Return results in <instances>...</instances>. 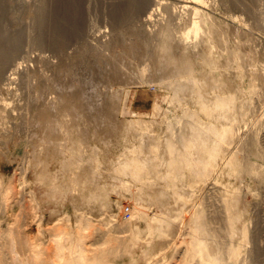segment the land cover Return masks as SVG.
<instances>
[{
    "label": "rangeland",
    "instance_id": "rangeland-1",
    "mask_svg": "<svg viewBox=\"0 0 264 264\" xmlns=\"http://www.w3.org/2000/svg\"><path fill=\"white\" fill-rule=\"evenodd\" d=\"M14 1L5 0V17L16 15L18 21L24 24L22 26L29 28L39 18L38 6L44 4L48 8L45 36L53 40L58 30V35L64 39L74 40L71 29L79 20H76L78 8L75 0H28V6L17 8ZM32 1H36V4ZM103 1H91L85 13H77L79 17L84 15L81 22L92 20L96 30L109 31L113 9L111 7L110 10L109 3ZM217 1H206L207 6L203 4L205 6L202 5L201 10L212 15L215 18L211 17L212 21L217 27L220 26L215 33L217 48L211 54L219 68L213 70L201 65L196 55V76L202 80L199 86L203 87L206 105L213 106L218 97L233 95L237 100L236 104H230L226 114L217 110L215 119L201 111L197 95L191 91L184 93L182 104L193 115L192 119L184 118V124L194 118L204 124L205 143L200 148H194L192 144L183 145L171 137L169 122L182 119L184 113L182 108L169 107L173 91L161 82L165 75L159 72L156 65L158 60L166 63L164 53L158 47H153V58H150L142 50L143 47L134 52L127 51L126 46H131L134 39L126 32L125 38L123 36L124 47L116 45L112 51L108 49L110 46L103 45L112 37H103L98 47L99 57L85 50L83 61L78 63L80 67L75 65L80 71L73 67L79 73L77 76L74 73V78L81 74L83 76L74 82L79 79L85 84L86 81L85 86L91 82L86 89L92 94L99 93L103 88L108 71L118 72L122 76L121 82L113 86V90L122 91L121 101L116 98L114 102V108L121 109L118 113L102 115L94 111V108L103 106L104 100L96 97L90 101L87 97L82 101L72 100L78 115L75 112H54L42 116L35 110L44 107L42 105L48 101V97L41 99L40 95L48 91L27 84L20 90L16 88L18 95L4 93L0 97V101L3 99L0 102V244H15L18 249L22 248V251L19 250L29 257L31 264H49L53 261L57 264L58 243L67 246L80 243L92 252H103V264H149L158 260L160 248L165 247L160 246L161 243L194 241L196 234L201 236L191 222L189 210L199 198L201 181L209 172L223 189H240V201L228 213L229 216H240V221L232 228L226 221L227 214L222 213V220L219 219L220 223L214 225L220 231L218 238L211 237L207 241H242L245 245L243 255L249 257L248 264H262L264 136H260L261 140L253 141L248 136L240 141L239 134L245 122L254 120L253 102L258 96L257 92L264 88V80L258 79L248 66L232 69L229 49L239 52L241 59L245 60L246 50L238 43L240 37L249 33V29H242L239 22L231 18L229 6L225 4L227 0ZM168 2L176 4L177 0ZM262 4L264 17V2ZM29 22L33 23L28 26ZM81 22L80 25L85 24ZM254 37L260 38L258 34ZM228 40L232 41L231 44ZM79 45L80 50L84 51L86 47L81 42ZM258 48L261 57L264 46ZM218 52H221V56ZM110 62L119 66L109 65ZM146 62L155 65H149L148 71ZM97 63L101 64L100 67ZM105 64L107 67L109 65L108 70ZM102 65L104 72L99 70ZM142 67L147 69L145 77L141 74ZM241 73L244 77L239 78L237 75ZM71 77L64 74L58 85L64 82L68 86L69 81L71 85L74 79ZM144 80L149 82L145 83ZM83 81L78 83L83 84ZM99 85L100 88H97ZM64 98L70 100L66 94ZM45 118L47 121L54 119L57 124L48 127ZM213 124L216 126L214 133L209 129ZM75 125L78 129L74 128ZM175 126L180 130L183 123H175ZM175 132L177 134V130ZM262 132L264 134V130ZM187 151L189 155H186ZM228 158L235 165L234 169L230 165L224 166L223 162ZM193 169L202 172L196 175ZM127 207L130 208V218L124 215ZM260 249L262 255L258 251Z\"/></svg>",
    "mask_w": 264,
    "mask_h": 264
},
{
    "label": "bare ground",
    "instance_id": "bare-ground-1",
    "mask_svg": "<svg viewBox=\"0 0 264 264\" xmlns=\"http://www.w3.org/2000/svg\"><path fill=\"white\" fill-rule=\"evenodd\" d=\"M91 1L94 0H75L76 6L78 8L77 11H82L81 13H85L84 11L90 8ZM104 1L109 3L108 6L110 5V10L111 7L113 9L112 15L110 14L111 16H113V20L111 19L113 22L110 20V24L112 23V25L111 28L109 27V31H102L101 29L96 30L94 28L93 22H91L92 20L90 21L88 18H86V15L85 18L88 19L89 22H81L80 19L84 15L82 17H79L76 11V20H79L77 22L75 21L71 29L74 40L64 39L63 37L58 35L57 30L56 36L53 40L50 38V41L49 38L45 36V24L47 22L45 19L46 10L48 8H46L44 4H41L42 6L38 4L40 5L38 6L39 18L35 17L37 19L33 21L34 23L32 22L33 25H31L32 23L29 22L30 24H28V26H31L29 28H26L22 26L24 24H21L22 22L20 20L18 21L16 15L14 17L11 16L12 18H7V15V17L3 15L4 10L7 9L5 8L6 2L5 0H0V97H2L4 93H13L14 95H18L16 88L18 87L20 90L27 84L29 87L38 86V89L41 90L45 88V90L48 91V93L46 92V94L40 95L41 99L43 97H48V101L44 102L42 105L44 107L42 109L41 107H39L37 110H35V107L34 109L35 111L40 112L42 116H47V113L54 112H61L65 114L75 112L77 114L78 111L74 108V103L72 102V100L77 99L79 101H82L87 97L90 101H93L94 99H96V97L104 100L103 106L94 108V111L102 115H109L114 112L118 113V111L121 109H115L114 102H116V98L118 99V101H121L120 92L122 91L113 90V86L121 82L120 79L122 78V76L119 75L118 72L109 73L108 71V75L104 77L106 78V80L102 78V80H104L105 82L103 88L101 87L102 89L98 91L99 93L95 94L93 92L92 94L90 93L91 91L88 92L89 90L86 89L91 82H88V86H85L86 81L84 84L83 80L78 79L76 82H74L75 79L81 77L82 74L81 76L79 75V77L74 78L75 76L73 75L76 72L74 71L75 69L73 67L75 65L77 66L80 61H83L84 54L86 53L85 50H89L87 53H90V55H100L98 54V51L100 49L98 47L100 46L99 43L102 40L101 38L108 36L112 37V41L110 39V41H108L109 43L107 42L103 45L104 47L110 46L111 48L108 47V49L113 51L116 45L117 47L118 45H121L120 47H124L123 45H126L124 44V35L127 34L128 36L130 35L132 39H134V41H132L130 38L126 37L128 41L131 40L133 42L131 46L130 44H128L129 42L127 43L129 45L126 46V48L128 47V49L125 48L127 51L129 50L134 52L143 47L142 50L147 54V57L149 56L150 58H153L152 56L154 50L151 51L153 47H158L157 49L164 53L163 55L164 58L166 57V63L162 64L158 60V64L156 65L159 72L164 73L165 75L163 80L161 79V82H163L173 91L169 107L175 106L177 108H182L184 113L182 119H178L176 120V122H169L168 128L172 129L171 137H175L183 145L192 144L194 148H200L203 145V142L205 143L203 139L204 124L197 122L196 118H194L195 120L188 121L184 124V118H193V115L190 113V111L184 108L182 104V96L184 95V93L191 91L194 95H197L201 103V111L215 119L217 117L216 115L218 114L217 110H220V112L226 114V112H229L230 110V104H236L235 102L237 100L233 95L229 97H218L213 106L206 105L204 102L205 98L203 95V87L199 86V83H201L202 80H200V78L196 76V66L194 63L196 55L201 60V65H206L213 70L219 68L217 61L213 59V56H211V54L214 52V49L217 48V38L215 37V33L216 30L220 28V26L217 27L216 23L213 22L215 18L210 13L209 14L211 16L201 10V7L205 6L206 1L208 0H177L176 4H174L175 2L171 4L172 2H168L169 0ZM35 2L34 4H36ZM225 2L224 3L229 6L230 12H227L230 13L229 15L231 16V18H233L234 21L239 22V25L242 26V29H247V27L249 29L248 34H245V36L243 37L239 36L240 39H238L240 41V44L237 42L238 45H241V47H244L243 49L246 50L245 60L241 59V55L239 52H235V50L229 49L231 51L228 52L230 53L228 55H230L231 57L230 61L233 62L232 69H240L241 67L248 66L249 68L254 70V74L258 77V79L264 80V54L259 57L260 50L258 48V46H264V17L262 8V3L264 2V0H227ZM14 3L17 4L15 5V8H17L18 6L21 7L23 5L25 6L26 4H29V1L16 0V2L14 1ZM215 3H218V1ZM32 6L34 7V5ZM35 7L37 6L35 5ZM110 10L108 11L110 12ZM7 13L10 14V12ZM111 16L109 17V19L111 18ZM243 16H245V18ZM211 17H213V21ZM80 22L85 24L80 25ZM107 28L105 30H107ZM238 28L239 27H237V30ZM239 32L241 33V31ZM255 34H258L260 38H255ZM223 35L224 34H222V36ZM235 36L238 37V35L236 34ZM228 39L231 38L228 37ZM234 39L236 38L234 37ZM229 41L230 40H228V43ZM80 42L82 43L83 47H86L84 51L80 50ZM231 42L232 41H230V44ZM103 45L101 47H103ZM113 46L115 47L113 48ZM47 51L51 52L52 55H50L51 53L47 54ZM100 53L102 52L100 51ZM218 53L219 56H221V52ZM98 57L96 59H98ZM228 57L229 56H227V58ZM110 60H108V62ZM153 61L155 60L153 59ZM99 62L103 64L102 61ZM113 62H110L109 65H115ZM226 62L228 63V61ZM150 63H147L148 65H146V68H148L149 65L153 64ZM229 64H227V66ZM103 65L101 66V68H104ZM109 65L107 67V65L105 64L107 70L109 69ZM153 65H155V63ZM78 67H80V65ZM78 67H76L77 71L79 70ZM72 68L73 72L70 71V69ZM103 68L99 70H103L104 72ZM120 69L123 70L122 67ZM146 70L147 69L143 67L141 68V74L144 75L142 77H145ZM77 73L75 74L76 76ZM64 74L71 75V78L74 79L71 80V85H69L70 81L67 82L68 86L64 85L65 83L63 82V84L61 83V85L64 86L61 87L60 83V86L58 85V82L61 81ZM103 76L104 75H102L101 77ZM237 76L239 78H242L244 77V74L241 73ZM206 77L207 76L203 78ZM66 79L67 78H65V80ZM79 81H83L82 83L84 85L80 84L81 82L78 83ZM144 82L148 83L149 80H144ZM203 82L205 81L203 80ZM55 84H57L58 86H56ZM97 88H100V85ZM257 93L258 96L255 97L253 102L252 114H254V120L245 122V126L242 128V131L239 134L240 141L244 140V138L248 136L251 137L253 141H256L258 138H260V136H264L262 132L264 130V88ZM65 94L67 96H70V100H65ZM19 95L22 96V94ZM60 97H62L63 99H61ZM64 100L66 101L65 103H63ZM61 101L63 104H61ZM0 102H3L2 98ZM224 107L226 108L224 109ZM241 109L243 110V107H241ZM247 111H249V109H247ZM45 120V125L48 127L57 124L54 119L47 121V119L45 118ZM181 122L183 123V127L182 129L178 130L175 126V123ZM74 128L78 129L76 125L74 126ZM209 129L212 131V133H214V131L216 130L215 124L210 125ZM174 130H177V134L176 132L174 133ZM186 155H189L188 151L186 152ZM170 164H172V162ZM223 164L224 166L230 165L232 169L235 168V165L233 163L231 164V158L226 159ZM186 166L189 165L186 164ZM201 172L202 171L200 170L193 169V173L196 175ZM232 188L234 189H223L218 181H216L214 175L209 174L208 172L205 175L204 179L201 181L199 198L197 199L195 204L190 207L189 210V213L191 215L190 218L192 220L191 222L195 224V230L199 231V234L201 233V236H198L196 234L193 239L194 241H165L163 242V244L161 243L162 245L160 244V246L165 247L160 248L161 251L159 252L160 254L158 260L151 261L149 262V264H248L249 257L243 255V248L245 245H243L242 241L236 243V241L216 240L220 231L214 225L217 224L220 221L219 219L223 217L222 213L227 214L226 221H228L232 228L237 221H240V216L235 215V217H233L232 215H228L229 209L234 207L240 201V189L237 187ZM231 234V236L234 235L233 231ZM247 234L248 232H246L245 230V237H247ZM211 237H216L214 238L216 241H207L208 239H212ZM164 243H166V245ZM65 245L66 244L58 243L57 258L59 262L57 264L104 263V257L101 256V253L103 252H98L94 249L93 251L95 252H92L90 249H87L83 245H80V243L74 244L75 246H73V244H70L69 246ZM19 249L21 250L22 248ZM19 249L15 244H0V264H31L28 260L29 257L27 255H23V253L21 252L22 250L20 251ZM87 251H91L93 254L96 252L97 254H100H94L95 256H93L91 252L89 253ZM258 251L260 252V255H262V249ZM253 259H256V257H254ZM49 264L56 263H54L53 261V263ZM262 264H264V259L262 261Z\"/></svg>",
    "mask_w": 264,
    "mask_h": 264
},
{
    "label": "built area",
    "instance_id": "built-area-1",
    "mask_svg": "<svg viewBox=\"0 0 264 264\" xmlns=\"http://www.w3.org/2000/svg\"><path fill=\"white\" fill-rule=\"evenodd\" d=\"M124 215L126 218H130V208H125V212H124Z\"/></svg>",
    "mask_w": 264,
    "mask_h": 264
}]
</instances>
